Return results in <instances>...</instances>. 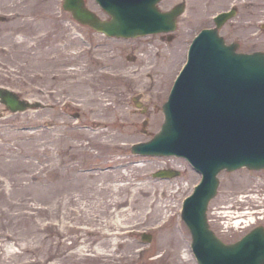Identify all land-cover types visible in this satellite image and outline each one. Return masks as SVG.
I'll list each match as a JSON object with an SVG mask.
<instances>
[{"label": "rangeland", "instance_id": "rangeland-1", "mask_svg": "<svg viewBox=\"0 0 264 264\" xmlns=\"http://www.w3.org/2000/svg\"><path fill=\"white\" fill-rule=\"evenodd\" d=\"M179 1L173 31L107 37L62 0H0V85L41 103L0 102V264H198L180 207L200 174L181 156L130 145L158 130L189 42L215 13L236 6L220 34L238 50H264V0L159 6ZM161 167L180 172L152 174ZM207 216L230 242L264 225V168L221 170Z\"/></svg>", "mask_w": 264, "mask_h": 264}, {"label": "water", "instance_id": "water-1", "mask_svg": "<svg viewBox=\"0 0 264 264\" xmlns=\"http://www.w3.org/2000/svg\"><path fill=\"white\" fill-rule=\"evenodd\" d=\"M97 1L109 18L101 19L84 0H63V5L80 22L117 36L173 29L183 10L178 3L162 11L156 5L158 0ZM233 12L218 13L216 26L203 28L194 38L188 62L162 105L164 121L159 131L132 146L133 152L185 155L202 173L182 210L199 264H264L263 225L234 242H225L206 218L220 169L264 167V51L241 52L236 50L237 43L224 41L218 27ZM0 101L10 110L38 105L2 86ZM177 173L171 168L154 172L160 176ZM142 236L150 239V234Z\"/></svg>", "mask_w": 264, "mask_h": 264}, {"label": "bare ground", "instance_id": "bare-ground-1", "mask_svg": "<svg viewBox=\"0 0 264 264\" xmlns=\"http://www.w3.org/2000/svg\"><path fill=\"white\" fill-rule=\"evenodd\" d=\"M145 55L149 56L148 53H146ZM93 122L99 123L98 120H93ZM251 179H252V181L254 180L252 177H251ZM260 179L262 180V178H260ZM238 214L240 215L241 213H238ZM256 220L257 219L254 216H250L248 219L236 217V219L233 221V224L237 225V224L241 223L242 221H245L244 226H247V225H250L252 222H255Z\"/></svg>", "mask_w": 264, "mask_h": 264}]
</instances>
